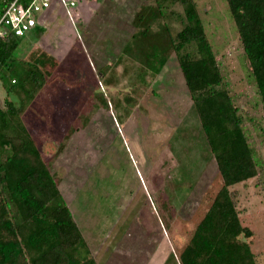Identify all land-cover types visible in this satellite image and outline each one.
<instances>
[{
	"label": "rangeland",
	"instance_id": "obj_1",
	"mask_svg": "<svg viewBox=\"0 0 264 264\" xmlns=\"http://www.w3.org/2000/svg\"><path fill=\"white\" fill-rule=\"evenodd\" d=\"M194 1L257 163V177L235 189L242 224L253 232L239 239L264 264V107L227 1ZM152 5L153 0H108L98 15L90 9L73 14L76 23L66 5L64 18L71 29L77 24V35L61 24L56 36L40 42L35 29L22 38L12 67L0 71L5 108L7 88L28 71L33 54L48 67L57 65L23 115L81 231L93 239L98 264H183L179 253L197 238L196 227L222 186L176 53L168 54L158 75L146 63L149 55L170 51L166 42L153 44L168 40L160 32L164 25L173 36L183 29V7L164 3L163 16L152 26L156 41L137 49L134 16ZM91 19L92 26L102 21L90 40L101 46L94 55L80 30ZM10 98L20 104L25 97L15 92Z\"/></svg>",
	"mask_w": 264,
	"mask_h": 264
},
{
	"label": "trees",
	"instance_id": "obj_2",
	"mask_svg": "<svg viewBox=\"0 0 264 264\" xmlns=\"http://www.w3.org/2000/svg\"><path fill=\"white\" fill-rule=\"evenodd\" d=\"M10 1L0 0V17ZM153 1L155 6H146L134 16L137 49L144 50L156 41L152 40L156 36H152V26L163 16L164 3L183 7V29L173 36L164 25L160 32L165 31L168 40L160 38L153 44L164 47L166 42L170 51L152 59L149 55L146 63L158 75L168 63V54L176 53L222 179L196 227L197 238L179 255L183 264H257L251 245L239 239L251 237L253 232L242 224L238 211L241 194L235 187L258 175L239 110L224 87L195 1ZM226 1L264 107V0ZM22 38L14 34L0 37V71L12 67ZM47 64L33 54L30 68L20 80L12 79L5 108L0 107V264H98L49 168L39 138L23 115L47 84L50 69L57 67ZM15 92L25 97L20 104L10 98ZM104 104L109 108L107 101Z\"/></svg>",
	"mask_w": 264,
	"mask_h": 264
},
{
	"label": "crops",
	"instance_id": "obj_3",
	"mask_svg": "<svg viewBox=\"0 0 264 264\" xmlns=\"http://www.w3.org/2000/svg\"><path fill=\"white\" fill-rule=\"evenodd\" d=\"M71 1H76V5L74 7H70L69 10V17L73 20V14H76L77 16L80 14V12H82L83 10L86 9H90L92 10L91 12V16L93 15H98L99 11H101L102 7L104 4H107L108 0H104L103 4H100L101 0H71ZM66 6L64 5H60L56 0L53 2L52 7L50 8V10L46 11L43 15H41V17L39 18V25L36 28V30H39L40 32V37L39 41L41 42L42 39L44 38H48L49 35H54L57 34L56 32H58V30H60V28L58 30H56L61 24V28L62 26H67V28L69 29L70 33H74L75 35H77V24H75V30L71 29V24L69 23V19L66 20V18H64L66 16V10H65ZM61 12V13H60ZM61 14V15H60ZM99 18L103 19L102 16H98ZM59 18H63L60 19V21L58 20ZM124 19L121 18L120 22L124 23L125 21H123ZM91 20H88L83 26H81L80 30H81V39L83 40V37L87 40L86 42L83 41V45L85 47V49H87L88 54H96L98 53V50L101 49V46H95L92 44V41H90L91 39L95 38L97 31L99 30V26L97 27V23L101 25L102 21L99 22V20H97L96 24H93V26L91 25ZM74 23H76L73 20ZM91 25V26H90ZM97 30V31H96ZM62 31V30H61ZM119 32H121V30H119ZM78 37H80L78 35ZM77 38V36H76ZM102 53V52H101ZM77 222V221H76ZM78 224V222H77ZM79 228L81 229L80 225L78 224ZM82 234L84 235V238L86 239L94 257L96 258V255L94 253V242L92 244L93 239H88V236H86V234H84V232L82 231Z\"/></svg>",
	"mask_w": 264,
	"mask_h": 264
},
{
	"label": "built area",
	"instance_id": "obj_4",
	"mask_svg": "<svg viewBox=\"0 0 264 264\" xmlns=\"http://www.w3.org/2000/svg\"><path fill=\"white\" fill-rule=\"evenodd\" d=\"M55 0H11L0 17V37L14 34L25 37L39 25V18L50 10ZM62 5L74 7L75 2L56 0Z\"/></svg>",
	"mask_w": 264,
	"mask_h": 264
}]
</instances>
